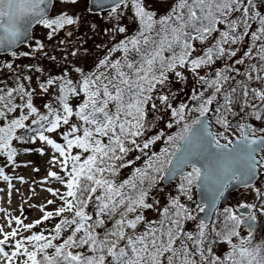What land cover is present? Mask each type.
Wrapping results in <instances>:
<instances>
[{
  "label": "snow or ice",
  "instance_id": "obj_1",
  "mask_svg": "<svg viewBox=\"0 0 264 264\" xmlns=\"http://www.w3.org/2000/svg\"><path fill=\"white\" fill-rule=\"evenodd\" d=\"M64 2L76 4L77 0ZM45 4L46 0H0V30L4 33L0 47L11 48L26 36L27 29L17 26L26 16L50 30L49 40L65 26L79 23L67 14L48 18L41 7ZM129 4L138 22L136 35L109 49L91 70L77 66L50 75L38 83L39 92L21 82H31L30 76L17 75L14 87H0V157L6 165H14L18 155L14 141L26 140L18 130L33 132L27 141L38 139L50 146L54 152L50 164L60 165L67 177L48 172L66 188L63 193L48 189L62 201L54 213L41 208L43 220L61 217L52 229L54 235L33 232L21 240L16 239L18 229L5 233L0 239V264H264V242L253 244L256 216H240L231 208L216 212L217 201L230 184L251 188L257 174H264V155L257 158L264 153V127L239 121L233 125L229 119L243 113L241 120L251 116L264 121V0H175L159 17L145 0H113L109 16L119 20L118 10ZM117 31L125 33L126 29L118 27ZM244 43L249 46L238 57L240 49L232 46ZM44 48L37 41L33 51ZM116 52L122 57L112 59ZM69 54L80 59L76 51ZM11 56L16 58L17 53ZM48 59L55 61L56 57ZM218 61L224 62L223 67H213ZM0 67L14 71L13 63ZM35 71L43 74L44 70L36 67ZM185 71L199 85L191 95L196 104L189 107L181 102L174 107L175 93L170 87L173 79H186ZM34 96L48 98L42 104L45 112L34 106ZM162 110L182 127L163 139L166 146L159 152L146 151L164 137L163 132L149 135L155 126L153 114ZM193 111L198 116L188 122ZM212 122L224 131H210ZM233 127L239 132L235 142L225 135ZM46 133L57 134L61 142ZM194 143L198 151H193ZM74 150L78 152L73 154ZM134 152L139 154L128 159ZM142 156L146 157L142 165L134 167L128 178L119 179L121 170ZM198 161H204L202 166H197ZM208 161L217 168H211ZM185 166L191 171L184 173ZM214 171L216 187L209 188L207 182ZM173 173L181 177L180 195L170 197L168 206L159 210V219L147 220L144 210L160 203L156 199L148 202L153 188ZM0 179L11 180L4 167H0ZM193 185L204 187L206 196L196 205L204 217L190 231L186 222L197 217L181 203L180 196L191 201ZM255 194L264 211V189L256 188ZM240 207L255 209L257 205ZM43 220L24 225L16 219V224L31 230ZM246 221L248 234L242 237L239 229ZM62 233H68L62 243H53L61 240ZM235 238L239 243L233 242ZM11 241L15 243L9 252L5 246ZM220 244L230 248L218 254Z\"/></svg>",
  "mask_w": 264,
  "mask_h": 264
},
{
  "label": "rangeland",
  "instance_id": "obj_2",
  "mask_svg": "<svg viewBox=\"0 0 264 264\" xmlns=\"http://www.w3.org/2000/svg\"><path fill=\"white\" fill-rule=\"evenodd\" d=\"M175 0H145L148 8L156 13V15L163 16L169 10L171 5H173ZM120 12L119 20L109 16V13L91 15L88 11V0H77L76 4H70L64 2V0H55V5L53 7L52 13L48 18H55L61 14H67L74 18H78L79 23L72 26H65L64 29L58 31L51 40L48 39L49 29H45L42 25H37L34 29V39L27 46L22 47L20 50L16 51L17 57L10 59L1 58L0 65L6 63H13L14 71H9L6 68L0 67V83L1 85H7V87H14L16 82V76H30L31 82L22 80L26 87L31 89H36L39 92L38 83L42 82L50 75H60L64 70L69 68H75L77 66L83 67L86 71L91 70L95 67L96 60L98 55L103 53V46H111L113 44H118L121 40L130 38L131 36L136 35L138 29V22L134 19L133 10L129 4V7L118 10ZM118 27H125V33H119L117 31ZM71 31L72 35L68 36L67 33ZM40 41L45 45L44 51L47 53L46 61L40 56L41 52H35L33 49L36 46V42ZM64 41L63 44L60 42ZM100 46V47H98ZM198 47H204L197 45ZM249 46L248 43L242 45H233L232 48H239L238 57L243 55V50H246ZM86 50V51H85ZM71 51H76L80 59L72 57L69 53ZM28 52L30 55L22 56L20 53ZM67 55V61L64 59V56ZM55 56L56 60H50L48 57ZM122 57V53L116 52L112 54V59H119ZM71 62V63H69ZM227 63H232V61H226ZM222 61H218L213 67L221 68L223 67ZM28 66H31L29 69ZM36 67L42 68L43 74L37 73L35 71ZM241 67V66H237ZM243 70V69H242ZM201 74H204L201 72ZM184 75L186 79L184 81H178L173 79L170 91L175 93V99L172 100L173 106H179L181 102L189 104V107H193L196 104V101L191 99V95L194 91L199 88V85L196 83L194 77L190 72L185 71ZM240 79V77H237ZM253 86H257L255 83ZM168 91V90H165ZM47 97L43 96H34V106L43 112L46 111L42 108V104L47 100ZM73 103H76L73 101ZM238 110V108H237ZM196 112H191L187 117V120L194 118ZM198 115V114H197ZM155 126L152 128V131L149 135H155L159 132L164 133V137L161 141H158L157 144L151 146L150 152H159V150L166 145L163 142V139H166L170 133L175 130L176 126L174 121L171 120L168 112L160 111L153 114ZM235 118L229 117L232 120V124H236ZM152 118V117H150ZM26 123H30L26 122ZM173 123L172 128H168L167 124ZM67 128V126H64ZM21 131V130H18ZM237 132L236 128L233 127L231 132L225 133L229 138L233 137V134ZM18 134V132H17ZM49 135V138L60 141V137L57 134H46ZM18 141H14L13 146L17 147L19 144ZM26 147V146H25ZM43 151V155H41ZM78 150H74L73 154H76ZM139 153H132L128 159H134L135 155ZM54 155L53 150L46 143L39 141L38 139L30 144L26 149V152L21 153L19 158H15V164L11 166L13 177L9 181H4L0 179V229H3V232H0V239L3 238L5 233L12 231L13 229H18V234L16 239L26 240L33 232L39 233L43 232L45 235L52 230L53 224L49 223V220H43V213L41 208L44 211L52 212L53 209L62 206V201L51 194L48 189L53 191H59L63 193L66 191L64 186L56 181L55 179L48 176L49 171H55L58 175L62 176L65 180L67 179L66 174L61 171L60 165H52L50 161ZM58 156V154H55ZM146 157L142 156L141 160L135 161L134 165L129 168L122 169L120 178L123 174L125 176L131 175L134 167L142 165ZM1 163V159H0ZM191 170V169H190ZM161 185L157 186L154 190V193L151 196V199L148 202H152L153 199L159 200V205L153 209L144 210V215L147 220H156L159 219V210L165 206H168L170 197H175L180 195L178 192V186L181 183V179L173 182L168 186H163V181L161 180ZM264 188V174H261L259 182L254 186L248 189V197L244 199L243 204H254L257 197L255 194V189ZM192 200L189 201L184 196H180L181 203L185 204L192 210L193 215L197 217L195 221L186 222L185 227L187 230L194 231L196 230V223L199 220V211L196 208L198 204L196 201L197 188L193 185L191 190ZM238 195V194H237ZM234 195L230 203L233 208L237 205L236 197ZM54 201L53 204H48V201ZM252 214L256 216V221L258 219V211L252 209ZM16 219H20L24 225L33 224L37 220H43V222L37 225L31 230H25L23 226H18L16 224ZM51 220H54L52 218ZM241 236L246 237L248 234V228L242 224L241 225ZM44 230V231H43ZM234 243H239V238H235ZM15 241H11L8 245L5 246L6 251H11V245ZM31 248L30 245H26ZM230 246L220 244L217 247V251H227ZM23 259V257L21 258Z\"/></svg>",
  "mask_w": 264,
  "mask_h": 264
},
{
  "label": "water",
  "instance_id": "obj_3",
  "mask_svg": "<svg viewBox=\"0 0 264 264\" xmlns=\"http://www.w3.org/2000/svg\"><path fill=\"white\" fill-rule=\"evenodd\" d=\"M54 0H46V4L45 5H41L42 8H45L46 10V15L49 16L52 6H53ZM113 6V0H89V12L91 13H100L103 11H108L111 9V7ZM5 24H7V20L5 19ZM37 25L35 19L31 16H26L23 19H20L17 21V26L21 28V30L27 29V34L26 36H22L20 38V40L15 43L11 48H8L6 46L0 47V55L3 54H7L15 49H17L18 47H20L23 44L28 43L32 37H33V28ZM4 35L3 31L0 30V36ZM210 131L211 127H210ZM236 138L233 140V142H235ZM183 147V145H181ZM199 149L195 146V143L193 144V151H198ZM179 155V154H178ZM257 158L259 159V157L257 156ZM176 161L173 160V165H175ZM204 163V161H198L197 162V166H202V164ZM208 164L211 168L216 169L217 165L212 163L211 161H208ZM188 168V166H185L183 168V172L186 171V169ZM203 171V168H202ZM211 178L208 180V187L209 188H215L216 184H215V179H216V174L215 171L213 173L210 174ZM180 177V175L173 173L172 175H166L165 179H163V185L167 186L169 184H171L172 182L176 181L178 178ZM260 177V174L258 173L257 176L255 177V179L252 181V185H254L256 183V181L258 180V178ZM201 185H203V179L200 182ZM197 187V185H195ZM241 187H246L243 184L240 183H232L230 184L226 191H224L223 195L221 197H219L217 204H216V209L218 208L219 205H225L227 204V202L230 199V195L233 191L241 188ZM206 196V192L204 187H197V202L202 204L204 202V198ZM239 212L243 215H249L251 213V209H244V208H239L238 209ZM206 211H208V209H206ZM211 215V213H209ZM204 217V213H200L199 215V220L201 218ZM213 218V217H212ZM247 221H246V225H247ZM253 227H254V221L252 222Z\"/></svg>",
  "mask_w": 264,
  "mask_h": 264
},
{
  "label": "trees",
  "instance_id": "obj_4",
  "mask_svg": "<svg viewBox=\"0 0 264 264\" xmlns=\"http://www.w3.org/2000/svg\"><path fill=\"white\" fill-rule=\"evenodd\" d=\"M107 13H109V12H107ZM114 46H115V44H113V45L109 46L108 48L104 49L105 54H104V52L101 53V51H100V54L98 55V59L96 60V63H98V61H99L100 59L104 58V56L108 53V50L111 49V48H113ZM44 53H45V51L41 52L40 56H41L42 58H44V61H46V58H45L46 56L44 55ZM96 63H95V65H96ZM4 86H5V85H1V84H0V87H4ZM248 111H250V110H248ZM43 112H45V111H43ZM197 114H198V113L196 112L195 115H194V117H195ZM243 115H244V114H243ZM192 119H194V118L189 119L188 122H191ZM238 119L240 120L241 117H240V118L238 117L237 120H238ZM237 120H236V121H237ZM243 120L246 121V122H249V123L251 124V126H253V127L257 128V129H259V128H261V127H264V121H256V120L254 119V117L247 116V117H245ZM32 127L35 128V127H37V126L32 125ZM181 127H182V124H181V125H177V126H176V131H175V133H176L177 131H179ZM212 127H213L215 133H218V132H222V131H224L223 128H221L219 125L215 124L214 122H212ZM18 135H24V136L26 137V140H25V142H19V141L17 142V143L19 144V146L17 145V147H16V148H17V151H18V155H17V157H16L17 159L19 158L20 154H21V153H24V151L28 148V146H29L30 144H32V142H28V141H27V137L34 136L35 133H33V132H25L24 130H21V131H18ZM25 146H26V147H25ZM261 155H264V153H261ZM0 159H1L0 167H4L5 175L11 177V176H12V169H11V166H12V165H6V163H5V158H4V157H0ZM166 167H167V165H166ZM129 176H130V175H129ZM126 178H128V176H125L124 174H123L122 178L119 177V179H126ZM161 183H162V182H161V180H160V181L158 182V184L155 186V188H153L152 193H151V196H152V194L154 193V190L156 189V187H157V186H160ZM263 189H264V188H263ZM151 196H150L149 200L151 199ZM254 204L257 205L256 210L258 211V219H257V225H256V228H255V231L253 232V244H260V243L264 242V211H261V209H260L261 201H260L258 198L256 199V201H255ZM224 208H230V206L222 207V208H220L217 212H218V213L222 212ZM56 210H57V209H56ZM56 210H53L52 212L54 213ZM64 215H65V216H68L69 218L71 217V213H65ZM52 218H54V220H51ZM52 218L49 219V223H48V226H49L50 223L53 224V226H52L51 229H53V228L55 227V224L58 223V222L60 221L61 217L53 216ZM215 219H216V217H214L213 220H215ZM217 227H219V225H217ZM240 229H241V226H240ZM240 229H239V231H240ZM43 231H44V230H43ZM194 231H195V230H194ZM39 233H40V232H39ZM67 234H68V233H62V238H61V240H60V241H53V243H62L63 239L66 238ZM44 235H45V234H44ZM51 235H54V232H52V230H50V232L46 234V236H51ZM223 253H225V252L223 251L221 254H223Z\"/></svg>",
  "mask_w": 264,
  "mask_h": 264
},
{
  "label": "flooded vegetation",
  "instance_id": "obj_5",
  "mask_svg": "<svg viewBox=\"0 0 264 264\" xmlns=\"http://www.w3.org/2000/svg\"><path fill=\"white\" fill-rule=\"evenodd\" d=\"M218 252V251H217ZM223 251L220 250V252H218V254H221Z\"/></svg>",
  "mask_w": 264,
  "mask_h": 264
}]
</instances>
